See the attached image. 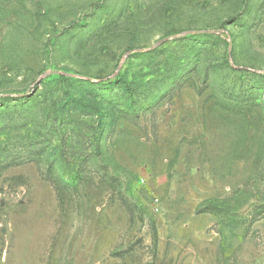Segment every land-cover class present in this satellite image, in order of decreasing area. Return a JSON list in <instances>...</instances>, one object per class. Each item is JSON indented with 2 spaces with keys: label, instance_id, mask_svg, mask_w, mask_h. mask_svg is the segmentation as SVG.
<instances>
[{
  "label": "rangeland",
  "instance_id": "obj_1",
  "mask_svg": "<svg viewBox=\"0 0 264 264\" xmlns=\"http://www.w3.org/2000/svg\"><path fill=\"white\" fill-rule=\"evenodd\" d=\"M0 264H264V0H0Z\"/></svg>",
  "mask_w": 264,
  "mask_h": 264
}]
</instances>
